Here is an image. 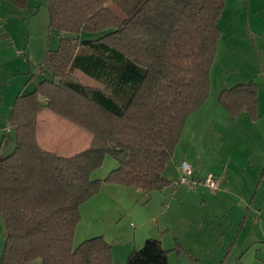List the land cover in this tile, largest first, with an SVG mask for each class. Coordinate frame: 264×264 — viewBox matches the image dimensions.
<instances>
[{
    "label": "trees",
    "instance_id": "trees-1",
    "mask_svg": "<svg viewBox=\"0 0 264 264\" xmlns=\"http://www.w3.org/2000/svg\"><path fill=\"white\" fill-rule=\"evenodd\" d=\"M224 3L48 0L59 45L48 50L35 89L15 98L14 142H0V264H112L102 235L74 247L80 206L103 182L147 193L172 183L165 170L184 125L210 96ZM257 96L250 81L218 99L232 116L245 111L256 120ZM106 155L118 165L93 179ZM168 253L150 237L127 264H168Z\"/></svg>",
    "mask_w": 264,
    "mask_h": 264
},
{
    "label": "crops",
    "instance_id": "crops-1",
    "mask_svg": "<svg viewBox=\"0 0 264 264\" xmlns=\"http://www.w3.org/2000/svg\"><path fill=\"white\" fill-rule=\"evenodd\" d=\"M33 3L29 0L26 7H19L14 0H0V134L5 130L8 138L14 134L9 120L13 106L6 104L3 93H30L36 81H41L39 71H32V55L25 52L30 40L24 12L14 7L25 11L40 5ZM219 27L210 96L185 123L165 170L172 183L149 193L136 190L143 192L147 201L155 195L161 203L168 201L166 214L179 206L186 215L193 210L185 218L184 231L196 242H208L185 244L181 260L185 257L188 263L184 264H264V0H225ZM250 81L258 86L256 120L245 111L232 116L218 99L223 89ZM219 146H224V155L218 154ZM183 161L191 165L194 177L214 173L218 187L177 185ZM166 226L163 231L171 235L173 230L183 231ZM159 239L163 245L164 240ZM28 264L43 262L37 258ZM112 264H117L113 251Z\"/></svg>",
    "mask_w": 264,
    "mask_h": 264
},
{
    "label": "rangeland",
    "instance_id": "rangeland-1",
    "mask_svg": "<svg viewBox=\"0 0 264 264\" xmlns=\"http://www.w3.org/2000/svg\"><path fill=\"white\" fill-rule=\"evenodd\" d=\"M30 2L40 5L39 7L33 6V8H28L25 11L16 6L14 7L17 11L24 12L27 26L26 31L29 34L30 40L29 49L25 52L28 56L29 52L32 55V71L36 72L39 71L40 65L44 61L48 50H54L58 46L60 37L58 32L50 26L48 0H30ZM98 34L99 32L81 33L83 38H96ZM25 76L27 77V74ZM85 80L87 83L93 84L89 79ZM16 94L18 95L20 93H3V96H5L4 100L7 105H10V108L14 104ZM4 134L5 130L1 132L0 139H2ZM9 138H12L11 141L14 142V134L9 135ZM194 139L196 140L195 135ZM219 147L221 152L217 151L218 154L224 155V146ZM192 150L194 152L195 149L192 148ZM117 165V160L113 156L106 155L102 165L91 173V177L93 179H104ZM181 186L185 187L183 185ZM136 189L135 187L103 182L99 191L80 206V220L76 225L73 238L74 247L85 239L102 235L112 245L113 257L117 264H127L130 253L133 249H140L144 245L146 236L149 238L160 237L164 240V248L169 250L168 260L170 257V264L188 263L187 259L183 256L181 260V255L185 253L183 246L188 243L195 246L208 242L206 240L203 243L196 242L191 237L192 235H187L186 231H184L187 225L185 218L187 215L190 217L193 210L190 214L186 215L179 206L174 208L170 214H166L164 211L168 201L161 203V201H158L159 198L156 195L153 197L154 200L147 201L142 194L143 192H139ZM88 201L91 202L89 203ZM182 223H184V226H181ZM158 224L160 225L159 228L157 227ZM167 224L170 225V228L173 225L174 229L177 226L180 229L182 228L183 231L179 232L177 230L175 232L173 230V234L171 235L167 231H163L167 228ZM5 240V227L0 218L1 250L4 248ZM142 240H144L143 243Z\"/></svg>",
    "mask_w": 264,
    "mask_h": 264
},
{
    "label": "built area",
    "instance_id": "built-area-1",
    "mask_svg": "<svg viewBox=\"0 0 264 264\" xmlns=\"http://www.w3.org/2000/svg\"><path fill=\"white\" fill-rule=\"evenodd\" d=\"M182 170L183 174L175 182L177 185H184L190 189H195L201 184L216 189L219 185L216 175L212 172H209L204 178L194 177L193 169L187 161L182 162Z\"/></svg>",
    "mask_w": 264,
    "mask_h": 264
}]
</instances>
